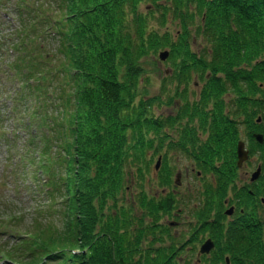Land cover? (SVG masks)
I'll return each mask as SVG.
<instances>
[{"label":"trees","instance_id":"1","mask_svg":"<svg viewBox=\"0 0 264 264\" xmlns=\"http://www.w3.org/2000/svg\"><path fill=\"white\" fill-rule=\"evenodd\" d=\"M17 1L19 40L6 46L13 52L5 64L14 70L20 87L28 85L33 75L44 78L46 72L55 73L54 67L42 73L37 63L46 59L36 53L48 31L46 19L52 20L60 49L69 57L59 72L71 92L59 106L63 110L70 102V109L66 127L52 135L61 153L50 157L45 146L41 152L49 166L45 169L40 163L52 188L57 173L53 164L61 162L65 167L66 199L59 224L36 221L12 249L1 244L0 260L4 264H177L178 249L156 246L153 236L167 230L158 223L159 212L172 215L179 206L171 188L174 166L166 153L158 157L156 177L148 182L171 190L155 198L143 189L144 171H150L152 162V157L145 159L146 148L156 139L155 153L160 151L169 129L177 132L169 143L191 159L203 178L207 171L216 173L210 181L203 179L199 203L190 209L195 222L188 241L193 245L204 237L214 241L209 264H264V223L257 212L264 208L259 202L264 196V0H50L45 5L39 0ZM142 2L160 7L162 16L169 12L178 21L179 33L173 37L168 31L161 36L153 29L147 31L139 10ZM48 7H53L52 12L46 11ZM55 11L57 15H51ZM193 37L207 43V48L192 50ZM161 47L169 49L172 77L178 85L172 96L180 101L170 99L175 112L165 117L152 112L159 95L138 97L144 71L140 59L148 49ZM192 74L202 83L198 99L188 97ZM241 131L249 155L257 151L263 169L250 188L235 184ZM256 132L263 134L261 142L254 139ZM132 156L139 162V192L128 203L122 202L124 169ZM228 203L234 207L231 216L224 210ZM138 211L141 217L136 216ZM0 225L5 227L6 222Z\"/></svg>","mask_w":264,"mask_h":264},{"label":"rangeland","instance_id":"2","mask_svg":"<svg viewBox=\"0 0 264 264\" xmlns=\"http://www.w3.org/2000/svg\"><path fill=\"white\" fill-rule=\"evenodd\" d=\"M29 1L34 3V0ZM45 1L50 0H39L38 2H44L45 5ZM17 2V0H0V222H6V226L0 230V247L1 244H5L7 248L9 247V250L16 245L19 238H24L26 232L33 230L36 221H45V223L50 221L59 224L62 218L61 210L66 199L63 184V179L66 177L65 167L61 165V162L58 166L52 163L54 171L57 172L54 177L56 188H52L47 184L48 176L46 172L42 171L44 168H41L40 163H44L42 166L45 169L49 166L48 160L44 161L46 159L45 153L42 154L41 152L45 146L50 157H56L58 153H61V147H57L55 138L52 135H57L60 126L62 128L66 127L65 117L68 115L70 102L68 107H64L63 110L59 105L67 95L70 96L71 92L69 84L65 85L63 82L65 81L64 73L59 72L61 67L66 65L69 57L64 54V49H60L62 46L61 41L54 33L51 19H46L47 23H43L47 24L48 31L46 34L44 33L43 38H40L43 44L42 47L37 49L36 53L40 58L46 55V59L37 62L41 65L40 71L44 73L54 67L55 73H44L47 74V77H44L45 79L37 78L35 75L31 80L29 79L30 81L24 78V82L28 81L29 84H23L20 87V80H17L13 75L14 70L11 67V69L7 68L8 65L5 63L12 59L13 51L11 47L6 46L19 40V37H17V31L20 29L16 15ZM53 3L55 4V2ZM54 4L53 7H55ZM52 9L46 11L52 12ZM139 10L144 16L147 31L153 29L160 36L168 31L173 37L179 33L178 21L174 20L169 12L162 16L161 8H156L149 2L140 3ZM56 13L55 11L51 15H57ZM130 30L134 33V29ZM193 30L194 27H191L192 36L194 35ZM204 48H207V43L200 38L193 37L191 49L200 52ZM165 50L169 49L166 47L148 49V52L140 59L144 71L139 82L138 95V97L145 99L159 95V99L162 101L157 100L154 103L152 112L155 116L162 117L175 112V107L168 104L170 99L180 104L179 99H175V95L172 96L178 85L172 77L169 58L167 56L162 60L159 57L160 52ZM199 80H197L195 74H192L187 86L190 99H198L197 93L200 86H202ZM182 87L183 85H181ZM35 88L37 90H34ZM137 100L138 98H136ZM223 100L226 102L228 98L223 96ZM65 109L66 112L61 115V111H65ZM262 121L264 122V120ZM168 131L170 136L163 139L164 142L160 147V151L155 153L156 139H154L152 147L146 148L145 159L152 157V162L149 165L150 171H144L143 186L145 188L143 189L149 196L159 198L161 194L168 193L172 188L177 201L181 200L182 203H180L181 201L177 202V206H179L175 208L176 210L173 211L172 215L159 212L158 223L163 228L166 227L167 230L153 235L158 240L156 246L161 244L162 247L172 246L173 249H178L176 251L177 264H209L211 260L208 257H210L212 250L206 254V259L201 257L203 254H198L200 244L206 237L194 245L188 241L191 237V228L194 227L191 224L195 222L190 215V209L196 203H199L201 196L198 193L203 188V179H209L210 181L211 178L216 177V173L207 171L203 174V178L201 171L197 170L191 159H188L180 150L174 148L172 143H169L174 140V136L176 137V130L172 132L168 129ZM203 134L205 135V133ZM240 134L244 139L243 141L246 142L245 145H247V139H245L243 132L241 131ZM254 139L256 140V138ZM163 153L167 154L170 163L174 166V183H172L174 187L171 188L155 187L148 182L149 178L156 177L153 172L160 167L161 160L157 169L155 164L158 157L161 158ZM258 154L257 151L250 154L249 158L238 166L236 153L234 162L236 186L250 188L251 183L259 180L260 175L251 180V174L258 165L261 166ZM128 159L124 169L126 172V191L122 194V202L130 201L129 199L134 198L139 192V180L136 179L138 177L136 164H139V162L133 156ZM261 172H263L262 166ZM230 194L229 192L227 195ZM259 202L264 207L261 199ZM230 207H233L231 203L226 204L224 207L225 214ZM261 209L260 211L257 209V212L263 218L264 223V208ZM226 215L231 216L232 214ZM136 216L141 217V211H138ZM150 237L149 235L148 238L150 239ZM4 263L5 261L0 260V264Z\"/></svg>","mask_w":264,"mask_h":264},{"label":"water","instance_id":"3","mask_svg":"<svg viewBox=\"0 0 264 264\" xmlns=\"http://www.w3.org/2000/svg\"><path fill=\"white\" fill-rule=\"evenodd\" d=\"M167 56H168V50L162 51L159 54V57L162 60H164ZM259 119L260 118H258V120ZM254 137L259 142H261L262 139H263L261 133H254ZM236 153H237V165L240 166L243 163V161L248 159V156H249V151L246 148L245 142L243 140H239L237 142ZM159 163H160V158H158V160H157V162L155 164V168L156 169L159 167ZM260 172H261V166L258 165L256 170L251 174V180L256 179L260 175ZM261 201L264 203V196L261 198ZM232 213H233V207H230V208H228L226 210V214H232ZM213 248H214V241L210 237H208L200 244L199 253L198 254H207Z\"/></svg>","mask_w":264,"mask_h":264},{"label":"bare ground","instance_id":"4","mask_svg":"<svg viewBox=\"0 0 264 264\" xmlns=\"http://www.w3.org/2000/svg\"><path fill=\"white\" fill-rule=\"evenodd\" d=\"M231 105V104H230ZM242 127V129H243V126H241ZM244 140V139H243ZM247 160V159H246Z\"/></svg>","mask_w":264,"mask_h":264}]
</instances>
